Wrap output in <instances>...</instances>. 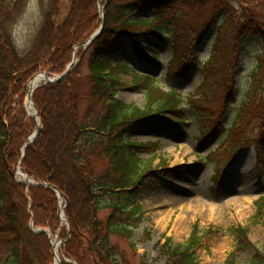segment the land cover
Instances as JSON below:
<instances>
[{"label":"trees","instance_id":"1","mask_svg":"<svg viewBox=\"0 0 264 264\" xmlns=\"http://www.w3.org/2000/svg\"><path fill=\"white\" fill-rule=\"evenodd\" d=\"M63 1L38 0L41 23L29 46L20 52L14 31L23 21L30 0H0V264H53L51 240L43 233H35L33 225L48 228L53 236L59 234L64 240L60 252L72 261L64 264H131L126 253L112 243L113 236L130 237L145 214L141 206L129 203L132 194H128L138 190L149 177L161 178L158 171L167 168L151 169L145 165L137 150L149 146L126 141L125 133L134 122L180 112L183 99L176 91L166 93L156 100L154 110L150 103L156 82L149 76L141 77L130 67L112 64L111 59L126 42L146 61L157 57L146 53L141 41L149 50L155 49L157 41L173 46L161 12L174 0H106L103 32L90 47L91 77L82 73L85 54L90 53L83 50L79 53L81 61L63 81L44 84L35 91L33 100L43 128L22 159V150L35 130L24 106L28 81L39 72L62 74L73 60V47L85 43L101 25L96 0H70L69 9ZM140 13L153 16L141 17ZM217 21V41L202 69L204 94L215 86L232 92L233 85L221 65L228 60L229 52L245 51L242 29L259 34L264 45V15L259 22L255 17H245L239 25L223 10ZM191 60L183 59L181 67L190 65ZM190 68H197L196 59ZM123 73L133 75V88L149 90L147 107L140 109L117 98L123 87L118 76ZM252 75L257 77V70ZM253 100L237 112L238 124L234 125L238 133L242 131L243 116L251 108L254 111L257 102ZM55 102L62 111L59 136L51 124ZM19 163L23 173L36 182L48 183L63 193L70 231L61 225L54 191L15 182L13 174ZM102 205L109 210L105 219L100 217ZM256 207L259 220L264 215V197L256 202ZM199 234L195 225L186 245L173 244L171 238L162 236L164 242L156 244L159 257L165 259L164 264H200L196 251L203 237ZM230 234L236 246L224 264H264V247L252 245L248 228L233 227ZM146 235L149 237V233ZM249 248L255 250L253 257L239 262Z\"/></svg>","mask_w":264,"mask_h":264},{"label":"rangeland","instance_id":"2","mask_svg":"<svg viewBox=\"0 0 264 264\" xmlns=\"http://www.w3.org/2000/svg\"><path fill=\"white\" fill-rule=\"evenodd\" d=\"M101 1L106 7V0ZM249 1L174 0L161 12V21L167 35L173 37V46L157 41L155 49L149 50L145 48V41H141L142 49L157 57V60L146 61L137 55L130 42H126L115 53L116 58L111 59L112 64L130 67L141 77L148 75L154 79L157 88L151 91L153 103H150L154 110L157 108L154 105L156 100L159 101L166 93L176 91L183 99L180 112H168L135 122L125 133L126 141L149 146L137 150L145 165L151 169L167 168L158 171L161 178L149 177L138 190L128 194H132L129 203L141 206L145 214L130 237L113 236L112 243L126 253L131 264H164L165 259L159 257L157 242L163 243L165 239L162 236H165L171 238L173 244L186 245L195 225L203 237L196 251L200 264L225 263L236 246L230 234L233 227L248 228L250 242L258 249L264 247V219L258 220L256 209L257 200L264 196V45L257 37L259 34L242 29L240 35L247 44L245 51L229 52L226 61L230 63L229 67H225L226 63L221 65L225 77L228 75V81L233 85L232 92L226 91V87L218 90L215 86L204 94L201 89L204 69L201 62L210 59L217 41L215 33L220 24L217 21L220 11H226L239 25L248 16L259 22L260 16L264 15V0ZM63 2L69 9L70 0ZM96 4L100 13L97 0ZM65 9L67 13L68 9ZM139 15L153 16L147 13ZM40 23L39 2L30 0L23 21L14 31L15 44L20 52L29 46ZM173 33L176 36H172ZM73 49V56L77 53L78 58L80 51L84 50L79 46ZM88 50L90 53L85 54L82 63V73L86 78L91 77L89 58L92 49ZM187 58L192 59L191 64L182 68L180 62ZM194 59L197 60V68L193 70L190 66L194 65ZM256 70L258 76L254 77L252 74ZM132 76L119 74L123 87L117 98L143 109L148 106L149 90L133 88ZM254 81H257L255 85ZM223 82L227 83L226 78ZM27 87L28 83L25 108ZM250 99L257 104L253 106L254 111L251 108L249 114L241 119L242 131L238 133L234 125L238 124L237 112ZM33 103L36 117L40 118L39 108ZM52 107L51 124L56 126L59 136L62 128L58 121L62 111L58 102ZM31 119L36 129L38 120ZM217 169L224 170L220 173ZM14 179L18 183L16 176ZM60 201L59 216L66 212L67 206L64 196ZM102 206L100 217L105 219L109 210ZM62 221L64 226L66 222ZM254 254L255 250L249 248L239 262L250 260Z\"/></svg>","mask_w":264,"mask_h":264},{"label":"water","instance_id":"3","mask_svg":"<svg viewBox=\"0 0 264 264\" xmlns=\"http://www.w3.org/2000/svg\"><path fill=\"white\" fill-rule=\"evenodd\" d=\"M98 3H99V7H100V13H101V18L103 19L104 17V6L102 4V1L101 0H97ZM102 30H103V23L101 25V27L98 29V31L88 40V42L85 43V47L88 48L95 40H97L101 33H102ZM77 63V58L75 57L73 62L71 63V65L67 68L66 72L60 76H57V77H54V78H51L47 73L45 72H42L40 74H37L35 75L32 79H30V81L28 82V90H27V109L29 108V104L32 103L34 108L36 109V106L34 105L33 103V93L36 89H38L40 87V85H38V82H46V83H54V82H61L66 76L67 74L71 71L73 65H75ZM36 83L37 86L34 88L33 87V84ZM32 116V115H31ZM35 120L37 119V117L35 116H32ZM41 125L38 124L37 128H36V131L35 133L32 135V137L30 138V141L29 143L26 145V147L24 148V151L25 149L31 144L34 142V140L39 136L40 132H41ZM17 174L19 176H23V177H28L27 175L25 174H20V172H17ZM29 178V177H28ZM29 180H31V185H34V186H38V185H43V186H46L48 188H51L53 189L54 191H56L61 198H63V194L60 193L58 191V189L56 187H52L50 186L49 184H45V183H41V184H38V183H35L33 179L29 178ZM63 216H65V221L67 224H69V221L65 215V213L63 212ZM35 232L36 233H44L46 235H48L49 237H51V233L50 231L48 230H40V229H35ZM60 241H55V243L52 244L53 246V250H54V254H55V258H57V244L59 243ZM60 264H63L62 261H60Z\"/></svg>","mask_w":264,"mask_h":264},{"label":"bare ground","instance_id":"4","mask_svg":"<svg viewBox=\"0 0 264 264\" xmlns=\"http://www.w3.org/2000/svg\"><path fill=\"white\" fill-rule=\"evenodd\" d=\"M39 83V82H38ZM36 83L33 84V87L35 88L36 87ZM28 112L35 116L36 115V110L35 108L33 107V105L30 103L29 104V108H28ZM20 178V181H23V182H26V183H31V180H28L26 177H21L19 176ZM57 249H59V246L56 247ZM57 253H58V250H57ZM60 261H62V258H59L58 254H57V258H54V264H60Z\"/></svg>","mask_w":264,"mask_h":264}]
</instances>
